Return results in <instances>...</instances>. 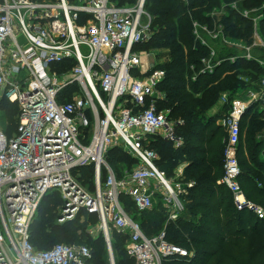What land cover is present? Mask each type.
I'll use <instances>...</instances> for the list:
<instances>
[{
    "label": "built area",
    "instance_id": "obj_1",
    "mask_svg": "<svg viewBox=\"0 0 264 264\" xmlns=\"http://www.w3.org/2000/svg\"><path fill=\"white\" fill-rule=\"evenodd\" d=\"M227 7L252 21L251 44L224 33L220 19ZM263 10L264 2L240 9L233 1L210 11L211 25L193 20L195 40L208 49L199 73H213L221 63L217 41L253 60L252 48L264 47L257 31ZM151 20L145 0H0V96L18 108L12 135L0 128V264H89L92 251L85 244L56 243L48 249L31 244L30 224L51 193L62 201L59 222L73 220L80 210L96 214L109 264H115L111 229L127 233L124 249L134 264L192 256L166 239V225L183 212L182 196L193 183L181 182V170L167 177L151 147L154 138L182 145L176 134L182 121L158 106L165 72L154 51L138 48L151 37ZM257 61L263 67L258 88L234 97L220 119L226 137L218 183L229 190L237 211L262 219L264 209L239 181L238 161L243 115L252 105L264 111V61ZM229 94L221 92L217 101L229 104ZM114 147L134 159L130 168L117 172L108 164L106 155ZM87 166L93 168V189L77 179L78 169ZM123 195L138 217L152 211L157 198L166 214L163 228L146 236L124 210Z\"/></svg>",
    "mask_w": 264,
    "mask_h": 264
},
{
    "label": "trees",
    "instance_id": "obj_2",
    "mask_svg": "<svg viewBox=\"0 0 264 264\" xmlns=\"http://www.w3.org/2000/svg\"><path fill=\"white\" fill-rule=\"evenodd\" d=\"M238 2L240 9L259 8L264 0H145V8L151 16V37L138 48L158 51V68L164 70L165 76L158 88L164 92L160 100V109H168V117L181 120L176 126V134L183 141L179 147L169 141L154 138L151 147L159 154L157 166L171 175L172 170L182 162L186 163L182 183L192 182L182 196L183 212L177 219L166 225L168 242L183 247L192 256L186 259H174L166 264H264V218L237 211L234 208L229 190L218 183L222 177L223 151L226 134L216 121L223 118L230 108L234 97H242L246 89H257L263 74V67L257 60L264 61V47L252 48L253 60H246L239 55L240 50L214 42L217 59L221 63L213 73H199L200 59L208 54L207 47L195 40L192 34V21L211 25L209 13L224 4ZM258 22V35L264 42V10ZM224 33L231 40L251 44L253 24L250 19L230 7L220 19ZM143 46V47H142ZM161 50V51H159ZM235 56L231 62L230 57ZM191 66L193 67L191 69ZM196 76L194 80L192 77ZM159 90V91H160ZM229 92V104L224 105L214 115L209 110L217 102L221 92ZM8 99H0V110L5 111L6 128L9 137L16 130V111L9 109L12 105ZM17 106V105H16ZM16 117L14 119V115ZM264 111L250 106L241 119L240 135L246 129L244 141L240 139L238 161L241 168L239 181L246 196L264 208V160L259 157L263 148L262 141L256 135L264 130ZM241 138V137H240ZM128 159L120 148L114 147L107 153V162L112 163ZM128 161V160H127ZM134 163L130 159L128 166ZM130 168V167H129ZM115 171L118 172L116 169ZM81 178L93 182L92 166L78 169ZM92 179V180H91ZM93 189V188H92ZM51 193L40 202L35 217L29 227V240L37 249H48L57 242L66 244H85L93 254L89 264H105L99 254L100 244L91 237L87 225L89 221L98 222L96 214L80 210L73 220L59 224L55 221L56 206L61 203ZM124 210L140 223L146 236H151L163 228L166 214L157 202L152 211L136 215L134 204L127 196H121ZM185 202V203H184ZM59 215V214H58ZM127 233L110 230L115 264H134L124 249ZM103 244V237H99ZM56 244V243H55ZM54 245V244H53ZM52 245V246H53ZM191 246L192 251L187 248ZM109 264V262H108Z\"/></svg>",
    "mask_w": 264,
    "mask_h": 264
},
{
    "label": "rangeland",
    "instance_id": "obj_3",
    "mask_svg": "<svg viewBox=\"0 0 264 264\" xmlns=\"http://www.w3.org/2000/svg\"><path fill=\"white\" fill-rule=\"evenodd\" d=\"M134 0H128V3H131V2H133ZM145 10H146V8H145ZM147 11V10H146ZM143 47V46H142ZM159 51H161V50H159ZM155 53H158V51H155ZM153 60H154V57H153V55H150V58H149V62H153ZM166 60H167V58H165V59H162V60H160V62H162V63H164V62H166ZM158 90H160L159 88H158ZM160 92L161 93H163L164 94V92L162 91V90H160ZM0 99H2V97L0 96ZM4 99H6V97H4ZM12 105H9L8 107H9V109H15V111H16V114L18 113V108H17V106H16V104L15 103H11ZM4 112L5 111H2V110H0V128L2 129V130H5V128H6V117H5V114H4ZM16 114L14 115V119H15V117H16ZM217 125H218V123H217ZM89 130H91V126H90V129ZM225 134H226V132H225V130L223 129L222 130ZM245 132H246V129H244L243 131H242V135L240 136L241 138V140L242 141H244V136H245ZM157 154H158V152H157ZM158 156H159V154H158ZM106 159H107V155H106ZM130 159H131V157L130 156H128V159L126 158V160L124 161V160H121V161H117V162H115V163H112V166L114 167L113 169L114 170H118V172H120V171H124L126 168L128 169L129 167H131V165H129L128 166V162L130 161ZM128 160V161H127ZM164 173H165V175L167 176V177H169V178H172L173 176H174V171L172 170V174L171 175H169V174H167L166 173V171H164V170H162ZM77 179L79 180V182L82 184V185H84L85 187H87V188H89V189H92L93 188V182L91 181V184H89L90 183V180H87V178L86 177H84V178H81L80 177V175H77ZM92 180V179H91ZM58 196V195H57ZM57 196L56 195H52V196H50V197H53L54 199H56L57 198ZM58 199V198H57ZM56 199V200H57ZM58 202H59V200H57ZM184 201V200H183ZM253 201V200H252ZM62 202V201H61ZM158 202V200H157V198L155 199V203H157ZM254 202V201H253ZM185 203V202H184ZM256 204H258L259 206H261L262 208H263V206L260 204V203H258V202H255ZM60 205H61V203H59L57 206H56V209H55V211H56V214H57V217H58V214H59V208H60ZM264 209V208H263ZM78 215V214H77ZM55 221H57L59 224H64V222H59V220L56 218V216H55ZM87 229H88V232H89V234L91 235V237L93 238V239H95L96 240V242H98L99 244H100V250H99V254H101V256L104 258V262H105V264H108V249H107V242H106V240H105V238H104V232H103V230L100 228V225H99V223L97 222V221H94V223H92L91 221H89V223H88V225H87ZM110 233V232H109ZM100 236H102L103 237V244H101V242H100V239H99V237ZM57 242H68V240H64V241H62V240H58ZM57 242H54L53 244H55V243H57ZM52 244V245H53ZM52 245H50V246H52ZM111 248H112V245H111ZM187 248L188 249H190L191 251H192V247L191 246H187ZM112 254H113V256H114V259H115V256L117 255L116 253H115V251L113 250V248H112ZM92 257H93V254H92ZM117 257H120L119 255H117ZM92 259V258H91ZM91 261V260H90Z\"/></svg>",
    "mask_w": 264,
    "mask_h": 264
},
{
    "label": "crops",
    "instance_id": "obj_4",
    "mask_svg": "<svg viewBox=\"0 0 264 264\" xmlns=\"http://www.w3.org/2000/svg\"><path fill=\"white\" fill-rule=\"evenodd\" d=\"M222 105L217 101L214 105H213V107L209 110V115H214L215 113H217L218 111H220L221 109H222ZM220 119L221 118H219V119H217V121H216V123H218V125H220L221 126V124H220ZM264 119V118H263ZM222 127V126H221ZM241 136V135H240ZM256 138L259 140V141H262L261 143H262V145H263V148L260 150V155H259V157H261L263 160H264V130L261 132V133H259V134H257L256 135ZM182 143H183V141H182ZM175 147V146H174ZM185 166H186V163L185 162H182V163H179L174 169H173V171L174 172H176L177 170H181L182 171V175H183V172H184V168H185Z\"/></svg>",
    "mask_w": 264,
    "mask_h": 264
}]
</instances>
